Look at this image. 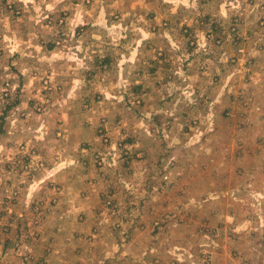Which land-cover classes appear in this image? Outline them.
I'll return each mask as SVG.
<instances>
[{
    "label": "rangeland",
    "instance_id": "rangeland-1",
    "mask_svg": "<svg viewBox=\"0 0 264 264\" xmlns=\"http://www.w3.org/2000/svg\"><path fill=\"white\" fill-rule=\"evenodd\" d=\"M0 264H264V0H0Z\"/></svg>",
    "mask_w": 264,
    "mask_h": 264
},
{
    "label": "crops",
    "instance_id": "crops-1",
    "mask_svg": "<svg viewBox=\"0 0 264 264\" xmlns=\"http://www.w3.org/2000/svg\"><path fill=\"white\" fill-rule=\"evenodd\" d=\"M204 1H212V0H204ZM235 1H239V0H235ZM74 209H87L88 207L86 206H82V205H79L78 203L74 204L73 206Z\"/></svg>",
    "mask_w": 264,
    "mask_h": 264
}]
</instances>
